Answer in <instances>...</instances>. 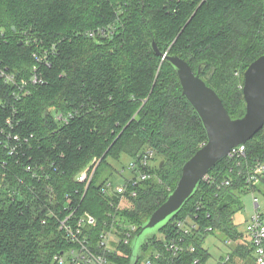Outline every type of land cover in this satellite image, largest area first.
Wrapping results in <instances>:
<instances>
[{"label": "trees", "instance_id": "1", "mask_svg": "<svg viewBox=\"0 0 264 264\" xmlns=\"http://www.w3.org/2000/svg\"><path fill=\"white\" fill-rule=\"evenodd\" d=\"M103 27L112 28L109 36L89 35ZM153 41L195 73L203 64L201 77L230 116L240 117L244 72L264 54V0H0V67L17 80L0 76V264H58L55 256L75 246L59 228L72 210V219H97L84 226L96 247L115 212L103 187L116 171L112 162L123 155L155 152L153 176L118 211L138 226L136 234L175 189L183 164L207 135ZM34 69L43 82L23 86ZM57 113L68 121L57 120ZM9 131L20 138L8 140ZM244 144L248 162L264 160V126ZM89 165L95 171L86 189L77 176ZM238 170L229 157L220 160L160 229L166 239L184 237L185 245L196 246L180 255L184 264L195 257L205 264L211 237L233 242L224 264H257L235 215L244 208L243 196L261 185L248 184ZM180 221L198 227L185 234ZM162 241L150 238L136 264L150 245L163 249ZM119 251L110 258L131 264L132 242Z\"/></svg>", "mask_w": 264, "mask_h": 264}, {"label": "built area", "instance_id": "2", "mask_svg": "<svg viewBox=\"0 0 264 264\" xmlns=\"http://www.w3.org/2000/svg\"><path fill=\"white\" fill-rule=\"evenodd\" d=\"M111 27L98 28L89 32L90 36L100 37L109 36L111 34ZM32 75L29 81H25L23 86L28 83L33 85L37 83H42V77L37 73V70ZM0 76L5 79L6 82L10 84H17L15 74L7 72L6 69L0 67ZM20 85V88H23ZM16 112V111H14ZM56 119L66 123L67 116L63 113H57L55 115ZM9 127L14 128V122L9 117L7 119ZM8 140L16 139L18 140L19 135H13L11 131L7 134ZM13 145V149H14ZM234 160L236 166L239 168V174H244L248 184L261 185L264 183V160H258L253 163L247 161V153L245 144L235 146L231 149L229 155L227 156ZM92 165L85 167L81 173L77 176V180L80 182H86V189L88 188L92 177L94 175ZM155 166V152L153 150H146L137 159H130L128 165V171L130 174L124 176V169L120 171V175L123 176L120 182H116L113 178L108 179L103 187V192L110 198L111 206L114 214L111 215L112 221L104 222L105 227L100 232L96 247L92 248L90 245V238L88 234L84 231V226L86 224L96 225L97 219L92 215H85L72 219L75 211H69V213L62 219H59L60 230L65 231L71 240L75 244L71 248L63 251L55 256V261L58 264H118L113 259L110 258L112 253L120 254V246L128 245L132 242L135 234L138 230L136 224L131 223L127 218L119 214V209L122 203L127 199L128 194L131 197L137 195L136 187L145 180L150 179L153 176L151 168ZM28 170L31 169L30 166L27 167ZM207 174L204 179H208ZM230 180L227 179L222 182V185H229ZM85 189V191H86ZM258 191V190H257ZM257 191H251L252 200L254 204L253 212L244 224L245 233L253 247L254 255L257 264H264V214L262 209L260 210V200L256 194ZM116 198V199H115ZM72 208V207H71ZM73 220V221H72ZM46 223V220H43ZM178 227L184 231L185 234L189 233L192 229H196L198 225L192 223L190 225H185L184 222H178ZM211 230V228H209ZM185 238H175L170 237L168 239H163V249L156 248L149 255L141 259L139 264H184L182 262V257L180 255L185 251H190L191 253L196 252V246L194 244L185 245ZM226 245L232 247V240L227 239L224 242ZM231 250V248H230ZM230 251L221 256V264L229 261ZM191 264H201L200 257H195Z\"/></svg>", "mask_w": 264, "mask_h": 264}, {"label": "water", "instance_id": "3", "mask_svg": "<svg viewBox=\"0 0 264 264\" xmlns=\"http://www.w3.org/2000/svg\"><path fill=\"white\" fill-rule=\"evenodd\" d=\"M153 49L165 56L174 67L182 93L200 116L207 135L201 146L182 166L181 177L167 199L150 215L132 241L131 264H136L150 238H140L149 229L165 226L194 194L208 172L231 149L252 138L264 126V54L252 61L244 72L245 113L232 118L219 93L201 77L204 65L195 73L188 61L179 55L163 53L153 41ZM163 161L161 162V164Z\"/></svg>", "mask_w": 264, "mask_h": 264}, {"label": "rangeland", "instance_id": "4", "mask_svg": "<svg viewBox=\"0 0 264 264\" xmlns=\"http://www.w3.org/2000/svg\"><path fill=\"white\" fill-rule=\"evenodd\" d=\"M159 159L160 158L158 157V161ZM129 162H130V158L127 155H123L120 160L112 162L113 166L116 169V171L113 173L112 178L116 182H120L123 178V176L120 175V171L122 169H124V172H123L124 176H128L130 174L127 168L129 165ZM257 196L260 202H262L263 204L260 210L262 209L261 211L264 214V203H263L264 202V191L257 192ZM242 200L244 203V208L235 215V222L237 223L239 230L245 232L244 224L246 223L247 219L250 217L251 213L253 212L254 204H253L251 194L244 195ZM151 235H157L159 238L164 239V236L162 232L159 230V228H153V229L147 230L140 239L143 240L146 236H151ZM218 238L211 237L210 239H208L207 244L209 246L211 256L205 264H218V260L220 259V257L230 251L231 246L226 245L224 241L221 239V237H218ZM152 250L153 248L150 245V248L148 249V251L145 252L144 256L146 254H150L149 252H151Z\"/></svg>", "mask_w": 264, "mask_h": 264}, {"label": "crops", "instance_id": "5", "mask_svg": "<svg viewBox=\"0 0 264 264\" xmlns=\"http://www.w3.org/2000/svg\"><path fill=\"white\" fill-rule=\"evenodd\" d=\"M263 187H264V183L263 184H261V190L259 191H257V192H262V191H264V189H263ZM257 192H256V194H257ZM260 202V201H259ZM264 203V202H263ZM263 206V204H262V202H260V207H262Z\"/></svg>", "mask_w": 264, "mask_h": 264}]
</instances>
